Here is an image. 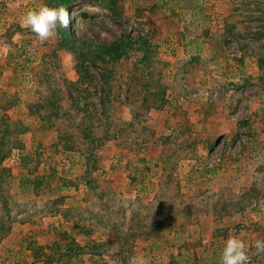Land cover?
Masks as SVG:
<instances>
[{"label":"rangeland","instance_id":"obj_1","mask_svg":"<svg viewBox=\"0 0 264 264\" xmlns=\"http://www.w3.org/2000/svg\"><path fill=\"white\" fill-rule=\"evenodd\" d=\"M211 1L68 0L69 27L42 43L21 18L53 1L0 0V140L7 123L5 146L17 133L27 152H43L69 195L59 213L12 224L0 264H37L20 246L27 232L49 246L63 231L83 247L69 264H220L232 236L249 246L251 264H264L251 247L264 239V80L255 69L264 36L237 35L242 18L246 30L264 33V0ZM61 31L103 45L148 33L151 65L140 49L127 51L106 66L112 94L102 98V72L87 59L77 65ZM242 70L247 81H236ZM227 81L236 83L218 86ZM153 91L162 94L154 100ZM236 99L237 113L224 120L215 108L231 110ZM211 102L217 115L208 117ZM40 117L52 128L44 132ZM83 123L108 137L89 161L87 140L76 136ZM59 137L82 149L55 147ZM19 152L2 161L10 173L1 187L10 215L27 219L48 195L19 184ZM254 181L262 187L253 197Z\"/></svg>","mask_w":264,"mask_h":264},{"label":"trees","instance_id":"obj_2","mask_svg":"<svg viewBox=\"0 0 264 264\" xmlns=\"http://www.w3.org/2000/svg\"><path fill=\"white\" fill-rule=\"evenodd\" d=\"M53 4L60 6L64 5L68 0H52ZM54 7V6H53ZM151 24L153 22L149 20ZM230 32V30H229ZM231 33H233L231 31ZM237 33V32H236ZM62 40L64 41L65 45L72 51V54L77 59V65L82 66L83 60L87 59L90 63L94 66L98 67L102 72V98L109 97L112 94V74L113 70L109 67H106L108 64H114L121 60L123 56L129 52L132 48H138L142 51L143 57L140 60L141 63H144L147 66L151 65L152 59H150L149 50V34L147 33L146 36H139L135 40H116L109 45H103L101 43L92 42L82 38H74L69 37L67 33L61 31ZM253 35V37L260 38L264 36V33H252L246 30L243 34V37ZM150 39V38H149ZM138 45V47H137ZM193 57V56H192ZM189 62H185V67ZM257 71H260L259 77L264 80V58L259 57L256 64ZM78 73L80 74V79L82 84H85L86 81L84 78H88L86 72H80V69L77 67ZM244 70L241 71V76L239 78L240 81H247L243 80L245 77ZM149 76L151 73H147L146 75ZM139 81V79H138ZM234 83L231 81L227 82H220L218 84L219 87H226V86H234ZM226 85V86H225ZM83 91L86 92L84 89ZM151 97L154 99L155 97H159L162 94L160 91H153L150 93ZM147 96V95H146ZM146 101V98H144ZM155 100V99H154ZM165 99L162 98L160 100V104H163ZM104 104V102L102 101ZM154 104V103H153ZM40 127L44 129V132L48 129L52 128L51 122L43 117H40ZM8 125L7 123L4 124L3 136L0 140V241L6 237L12 229V224L16 221L27 223L28 221L31 224H34L38 221V218H41L44 214H48L50 216L59 213L61 211V206L63 205L65 199L69 196L68 192L66 191V185L68 184L66 181L61 183H54L55 175L52 171V167L50 163L47 162L46 158L44 157L45 154L36 150L34 154L27 152L24 149L23 142L17 137V133H14V140L13 145L11 147L5 146L6 138L5 136L8 135ZM80 133H77L76 136L79 139H85L88 142V153H86V161H89L92 158L93 152L101 145L104 138L107 139V134H104L102 138H96L93 135L92 127L88 126L87 124L83 123L80 125ZM106 133V130H105ZM13 134V132H12ZM75 136V138H77ZM61 137L58 138V142L54 144L55 147L57 146H64L63 149L71 147L72 149L80 150L82 149L81 146H76L75 141H71V139L67 140L62 144L60 142ZM83 139V140H84ZM13 148L18 149L19 152V161L24 168V174L21 176L19 180V184L21 186H25L29 191H33L35 195H40L45 193L48 195L47 200L43 204L42 208H30V211L26 213L27 219H18L16 213V217L10 215L9 208H7V199L5 197L4 191H2V183L3 181L8 178L10 170L2 165V161L7 158ZM41 169V170H40ZM8 174V175H7ZM57 184V185H55ZM65 189V190H64ZM48 191V192H47ZM55 191L54 193H52ZM52 193V194H51ZM21 212V211H19ZM20 246L28 251V254L31 256L33 261L37 264H55V263H63L69 264L72 261L73 257H77L80 254V251L83 250L78 242L71 237V235L65 231H63L57 239L53 240L51 245H43L39 244L34 235L32 233L27 232L25 238L21 240ZM91 251H94L91 250ZM98 262H93V264H97ZM102 264V263H101Z\"/></svg>","mask_w":264,"mask_h":264},{"label":"clouds","instance_id":"obj_3","mask_svg":"<svg viewBox=\"0 0 264 264\" xmlns=\"http://www.w3.org/2000/svg\"><path fill=\"white\" fill-rule=\"evenodd\" d=\"M70 15L63 6L51 7L42 4L38 8L28 9L21 18V26L35 33L43 43L50 37L58 35V28H68ZM251 247H254L257 254H264V239H257ZM249 246L237 237L228 238L221 250L220 264H251V257L248 255ZM133 264H148L145 258H135Z\"/></svg>","mask_w":264,"mask_h":264},{"label":"crops","instance_id":"obj_4","mask_svg":"<svg viewBox=\"0 0 264 264\" xmlns=\"http://www.w3.org/2000/svg\"><path fill=\"white\" fill-rule=\"evenodd\" d=\"M212 3H215V5H218L216 2V0H212L211 1ZM225 7V9H227V6H224ZM228 9H229V4H228ZM226 16H229V11L227 12V14H225V17ZM223 17V16H222ZM231 17V16H230ZM236 19H238V18H236ZM238 22H237V24L239 25V26H241L242 27V31L241 30H239L240 31V33H244L245 31H246V26H245V21H244V18H242L241 20H237ZM239 26H237V27H239ZM239 29V28H238ZM238 36H239V38H243V36H241L240 34H237ZM257 63V62H256ZM255 69H256V66H255ZM234 70L236 71V69L234 68ZM240 74H239V77L237 78V79H235L236 81H238L239 80V78H240ZM236 83V82H235ZM234 83V84H235ZM236 85H238V84H236ZM206 85L204 86V88H205V90H206ZM209 90V89H208ZM205 93H207V90L205 91ZM209 93H210V97H209V99L211 98V96H212V94L214 93V91L212 90V89H210L209 90ZM231 95V94H230ZM179 98H181L180 96H179ZM213 102H211L210 104H207V103H205V109H206V111H209L210 109H212V107H214V105L212 104ZM241 103V101H239V99L237 100L236 99V102L234 103V105H233V107H231L232 109L231 110H228V109H225V107H224V105L223 104H220V108H215V109H221V117L224 119V120H229V118L231 119L232 118V116L235 114V113H237V111H238V109H237V107H238V105ZM215 109L213 108L212 109V111L210 112V115H208V117H211L212 115H217V113H216V111H215ZM233 112V113H232ZM207 119V118H206ZM215 126V125H214ZM234 130H231L230 132H228V133H232ZM234 134H235V132H234ZM233 134V135H234ZM262 134H264V132H262ZM231 135V134H230ZM229 134H225V140H226V143H224L223 145L225 146V148L224 149H226V148H228V146H227V140L228 139H231V138H229L228 136H230ZM232 135V136H233ZM245 143V142H244ZM251 143H253V142H251ZM226 144V145H225ZM236 144L237 145H239V144H242V143H240L238 140L237 141H235V142H232L231 144H230V146H229V149H232L234 146H236ZM247 142L245 143V149L247 148ZM243 146V145H242ZM242 146H239V148H242ZM249 146V145H248ZM237 147V146H236ZM236 147H234V148H236ZM249 149H247V151H248ZM250 185H254V187H255V189L254 190H251L250 191V193H251V195L254 197V196H256V194L258 193V192H256V191H258V189L260 190L261 189V187L257 184V182H251V184ZM261 192H263L264 193V191H261ZM260 192V193H261Z\"/></svg>","mask_w":264,"mask_h":264}]
</instances>
